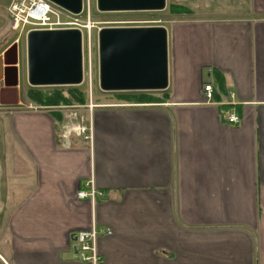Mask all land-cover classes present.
<instances>
[{
	"label": "crops",
	"instance_id": "obj_1",
	"mask_svg": "<svg viewBox=\"0 0 264 264\" xmlns=\"http://www.w3.org/2000/svg\"><path fill=\"white\" fill-rule=\"evenodd\" d=\"M184 1L162 26L164 91L42 106L30 90L78 86L30 87L18 53L7 66L0 264H88L70 236L92 227L100 264H264V0ZM90 180L94 203L76 197Z\"/></svg>",
	"mask_w": 264,
	"mask_h": 264
},
{
	"label": "water",
	"instance_id": "obj_2",
	"mask_svg": "<svg viewBox=\"0 0 264 264\" xmlns=\"http://www.w3.org/2000/svg\"><path fill=\"white\" fill-rule=\"evenodd\" d=\"M77 15L82 0H47ZM165 0H96L100 13L160 12ZM26 77L32 88L77 87L83 83L81 34L77 29L30 31L25 37ZM17 45L0 56V104L5 89L16 88ZM11 59H10V58ZM98 88L106 93L160 92L168 86L164 27H103L97 32ZM13 71L9 81L8 71Z\"/></svg>",
	"mask_w": 264,
	"mask_h": 264
},
{
	"label": "built area",
	"instance_id": "obj_3",
	"mask_svg": "<svg viewBox=\"0 0 264 264\" xmlns=\"http://www.w3.org/2000/svg\"><path fill=\"white\" fill-rule=\"evenodd\" d=\"M7 16L9 19L10 30L20 36L30 31H53L77 29L81 34L82 56L84 62L85 48L88 53L92 45V29L95 24L91 21L88 2L82 1L81 12L77 15L71 14L47 0H10L7 7ZM205 99L210 102L212 99V88L210 85L203 87ZM229 98L233 99L234 94L229 93ZM222 122L228 126H237L240 118L235 113L223 116ZM77 132L84 136V139L90 141V128H77ZM76 197L78 199H87L94 203L97 197H102L93 186L92 181H87L80 189ZM103 231L92 227L87 231H78L70 236L75 241V253L78 260L88 264H100L101 259L97 251V240ZM105 234H110L108 231Z\"/></svg>",
	"mask_w": 264,
	"mask_h": 264
},
{
	"label": "rangeland",
	"instance_id": "obj_4",
	"mask_svg": "<svg viewBox=\"0 0 264 264\" xmlns=\"http://www.w3.org/2000/svg\"><path fill=\"white\" fill-rule=\"evenodd\" d=\"M88 2L90 9L91 21L95 24L92 29V45L91 51L88 53L85 48V57L83 62V83L78 86V91L83 95L88 96L89 100L93 102L99 101L98 96L100 92L98 88V60H97V32L103 27L111 26H145V27H162L173 18L176 14H170V4H185L184 0H166L165 11L160 12H131V13H100L96 9V0H82ZM10 0H0V56L1 53L9 49L16 41L17 53L20 55L21 61L25 59V34L18 36L13 33L9 27V19L7 16V7ZM105 24V25H104ZM107 24V25H106ZM53 87H43L38 89H47L43 91H51ZM60 89V88H59ZM64 95H67L68 89L74 88H61ZM108 95V94H106ZM110 95V94H109Z\"/></svg>",
	"mask_w": 264,
	"mask_h": 264
},
{
	"label": "trees",
	"instance_id": "obj_5",
	"mask_svg": "<svg viewBox=\"0 0 264 264\" xmlns=\"http://www.w3.org/2000/svg\"><path fill=\"white\" fill-rule=\"evenodd\" d=\"M170 12L172 14L174 13H181V12H186L185 9L177 7V6H170L169 7ZM67 94L69 96V99L65 97L63 94V91L61 90H54L50 93H43L40 91H34L30 90L28 92V99L31 100L32 102H37V103H42L40 105L42 106H58V105H69V104H82L83 102V94L80 93L76 89H68ZM138 97H143L144 100L148 101H157L154 98H146L145 94H138ZM74 100V101H72ZM159 100V99H158ZM76 102V103H75ZM69 103V104H68Z\"/></svg>",
	"mask_w": 264,
	"mask_h": 264
},
{
	"label": "flooded vegetation",
	"instance_id": "obj_6",
	"mask_svg": "<svg viewBox=\"0 0 264 264\" xmlns=\"http://www.w3.org/2000/svg\"><path fill=\"white\" fill-rule=\"evenodd\" d=\"M10 58V57H9Z\"/></svg>",
	"mask_w": 264,
	"mask_h": 264
}]
</instances>
